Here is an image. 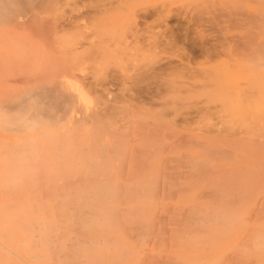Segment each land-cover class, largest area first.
<instances>
[{
    "label": "rangeland",
    "instance_id": "obj_1",
    "mask_svg": "<svg viewBox=\"0 0 264 264\" xmlns=\"http://www.w3.org/2000/svg\"><path fill=\"white\" fill-rule=\"evenodd\" d=\"M0 11V264H264V0H0ZM170 33L178 40L169 46ZM57 35L63 46L60 40L56 49ZM54 51L74 59L53 62ZM152 68L158 98L139 99L135 80ZM75 84L83 86L81 106L100 104V116L86 109L83 119L66 123L72 112L63 96ZM31 93L39 101L36 126L29 122ZM41 134L48 152L33 158L29 138ZM144 149L151 157L140 163ZM99 157L108 169L98 167ZM138 162L148 169L139 172ZM87 167L95 180L96 173L84 178ZM94 193V224L56 241L63 234L55 228L56 199ZM107 207L113 221L101 212Z\"/></svg>",
    "mask_w": 264,
    "mask_h": 264
},
{
    "label": "bare ground",
    "instance_id": "obj_2",
    "mask_svg": "<svg viewBox=\"0 0 264 264\" xmlns=\"http://www.w3.org/2000/svg\"><path fill=\"white\" fill-rule=\"evenodd\" d=\"M20 1H21V0H20ZM196 3H197V2H196ZM3 6H4V5H3ZM188 6H190V5H188ZM192 6H193V5H192ZM4 7H5V6H4ZM1 9H2V8H1ZM3 9H4V8H3ZM190 10H191V8H190ZM222 10H223V9H222ZM0 12H1V11H0ZM10 12H11V11H10ZM217 12H218V11H217ZM235 12H236V11H235ZM235 12H234V13H235ZM217 14H218L219 16H222V15L224 16V14H221V15H220V13H217ZM236 14H237V16H238V15H240V12H239V14H238V12H236ZM251 14H252V13H251ZM251 14H250V15H251ZM1 15H2V14H1ZM215 16H216V15H215ZM223 16H222V17H223ZM243 16H244V15H243ZM216 17H217V16H216ZM216 17H215V20H216ZM230 17H231V16H230ZM232 17H233V16H232ZM255 17H256V16H255ZM223 18H224V17H223ZM236 18H238V17H236ZM236 18H235V19H236ZM253 18H254V17H253L252 15L249 16V17H247V19H251V20L249 21L250 23H251V21H252ZM217 19H218V22H219V20H221V19H219V18H217ZM237 20H238V19H237ZM257 20H258V19H257ZM221 21H223V20H221ZM230 21H232V20L230 19ZM191 22H192V21H191ZM204 22H205V21H204ZM256 22H257V21H256ZM256 22H255V23H256ZM235 23H236V24H239V23L235 22V20H234V25H235ZM252 23H254V19H253ZM257 23H258V22H257ZM212 24H213V22H212ZM215 24L217 25V22H216ZM210 25H211V23H210ZM213 25H214V24H213ZM213 25H212V26H213ZM218 25H220V24H218ZM252 25H254V24H252ZM256 25H257V24H256ZM202 26H203V25H202ZM254 26H255V25H254ZM217 27H218V26H217ZM178 28H179V27H178ZM212 28H213V27H212ZM218 28H219V27H218ZM186 29H187V28H186ZM42 30H43V28H42ZM37 31H39V30H37ZM57 32H58V33H57ZM57 32L54 33V34L56 35V34H59V33H60L61 36H62V33H61L60 31H57ZM170 32H171V31H170ZM38 34H39V33H38ZM60 34H59V35H60ZM174 34H175V33H174ZM174 34H173V33H170V34H169V37L167 36V37H168V38H167V42H166L167 45H168V43H169V46H170V42H172L171 40L176 39V38H173V37H175V35H176V34H175V35H174ZM183 34H185V35L183 36V37H184L183 39H187V38L189 37V33H188V32L183 33ZM217 34H218V32H217ZM59 35L54 36L55 38H53V40H54V44H55V48H56V49L59 48V47H58V44H60V43H61L62 46H63V43H62L63 40H64L63 38L66 37V36H64V37L62 36V39H63V40H62V39L58 38ZM177 35H178V34H177ZM223 35H224V34H223ZM61 36H60V37H61ZM44 38H45V37H44ZM180 38H181V37H180ZM180 38H179V40H182V39H180ZM216 38H218V37H216ZM220 38H221V37H220ZM49 39H50V37H49ZM49 39H48V42L50 43ZM190 39H191V41H192V38H190ZM226 39L228 40L229 38H226ZM42 40H43V39H42ZM44 40H45V39H44ZM60 40H61V42L59 43ZM177 40H178V39H177ZM177 40L175 41V43H177ZM187 40H188V39H187ZM220 40H223V41H221L220 43L226 41V40H224V39H222V38H221ZM230 40H231V39H230ZM64 41H65V40H64ZM69 41H70V40H69ZM72 41L74 42V40H71V42H72ZM173 41H174V40H173ZM233 41H234V39H233ZM43 42H44V41H43ZM45 42H46V44H48L47 41H45ZM45 42H44V43H45ZM226 42H227V41H226ZM74 43H75V42H74ZM74 43H72V44H74ZM105 43H106V42H105ZM122 43H123V41H122ZM172 43H173V42H172ZM175 43H173V44L175 45ZM178 43H179V42H178ZM214 43H216V42H214ZM217 43H218V41H217ZM227 43H228V42H227ZM227 43H226V44H227ZM65 44H66V43H65ZM75 44H77V43H75ZM75 44H74V45H75ZM85 44H86V43H85ZM117 44H118V43H117ZM188 44H189V43H188ZM188 44H187V45H188ZM224 44H225V43H224ZM44 45H45V44H44ZM70 45H71V43H70ZM77 45H78V44H77ZM89 45H91V44H89ZM120 45H121V44H120ZM191 45H192V44H190V46H191ZM59 46H60V45H59ZM64 46H65V45H64ZM78 46H79V47H80V46H83V44H80V45H78ZM109 46H110V45H107V47H109ZM169 46H168V47H169ZM215 46H216V45H215ZM220 46H225V45L220 44ZM234 46H235V44H233V47H234ZM65 47H66V46H65ZM69 47H70V46H69ZM69 47H68V48H69ZM79 47H77L78 50L80 49ZM99 47H102V45L99 46ZM174 47H175V46H174ZM235 47L237 48V46H235ZM47 48H48V47H47ZM50 48H51V47H50ZM71 48H72V47H71ZM71 48H70V49H71ZM103 48H104V47H103ZM109 48H110V47H109ZM109 48H108V49H109ZM170 48H171V47H170ZM172 48H173V47H172ZM172 48H171V49H172ZM191 48H193V47H191ZM216 48H217V47H216ZM226 49H228V48H226ZM260 49H261V48H260ZM50 50L52 51V49H50ZM61 50H62V48H61ZM78 50H77V52H75V51H76V48L73 47V50H71V55L73 54L72 52H75V54H76V53L79 54V53H78ZM105 50H106V49H105ZM105 50H103V52H104ZM233 50H234V49L232 48V51H233ZM45 51H46V50H45ZM58 51H59V49H58ZM63 51H64V50H63ZM259 51H260V50H259ZM67 52H68V51H67ZM67 52H65V56H63V55H64V54H63L64 52H63V53H62V51H61V53L59 52V54H60V55H59L60 58L62 59V57H63L64 61H65V59H66V60H67V59L70 60V59L67 57V56H69L70 53H68V55H66ZM103 52H102V53H103ZM45 53H46V52H45ZM102 53H101V54H102ZM221 53H222V52H221ZM232 53H233V52H232ZM47 54H48V53H47ZM54 54H55V51H54ZM57 54H58V52L54 55L55 57H53V58H54V61H53V62H55V60H56V61H61V59H59V58L57 59V57H56ZM62 54H63V55H62ZM77 54H76V55L73 54L72 56H74V58H76V57L78 56ZM98 54H100V52H99ZM51 55H52V54H51ZM61 55H62V57H61ZM71 55H70L69 57H71V59H74V58H72ZM75 56H76V57H75ZM100 56H101V55H100ZM262 57H263V56H261V58H262ZM51 58H52V57H51ZM53 58H52V59H53ZM55 58H56V59H55ZM77 58H78V57H77ZM101 58H102V56H101ZM63 59H62V60H63ZM75 60H76V59H75ZM95 60H96V59H95ZM51 61H52V60H51ZM263 61H264V59H263ZM261 62H262V60H261ZM263 63H264V62H263ZM167 65H168V64H167ZM167 65H166V66H167ZM168 66H169V65H168ZM163 68H164V67H163ZM157 70H158V68H154V69L152 68V69H150L149 74H150V72H151V74L148 75V76H146V77L143 76L142 78L140 77L141 75H140L139 73L137 74V76L140 75V76H139L140 78H137V80H135L136 78L134 79L135 82H136V83H135V84H136V91H135V94H137L136 96L139 95L137 98L140 99V95L142 94V96H143L145 93L149 94L151 97H155V96L157 97V96L159 95V93H160V86H159V84H158L157 82H155L156 79H155V81H154L155 75L157 76V74H156V71H157ZM160 70H161V69H160ZM165 70H166V69H165ZM39 71H40V70H39ZM146 72H147V71H146ZM171 72H172V71H171ZM35 73H37V72H35ZM140 73H141V72H140ZM40 74H41V73H40ZM141 74H142V73H141ZM144 75H145V74H144ZM153 75H154V76H153ZM167 75H168V73H167ZM169 75H171V74H169ZM169 75H168V76H169ZM172 75H173V74H172ZM137 76H136V77H137ZM35 77H36V76H35ZM37 77H39V75H37ZM156 78H157V77H156ZM157 79H158V78H157ZM206 80H207V79H206ZM157 81H158V80H157ZM213 81H214V80H213ZM71 82H72V81H71ZM168 83H169V81H168ZM168 83H166V85H167ZM177 83H178V82H177ZM56 84H57V83H56ZM171 84H172V83H171ZM171 84H168V86H170ZM175 84H176V83H173V85H175ZM70 85H71V84H70ZM193 85H194V84H193ZM188 86H190V85H188ZM56 87H57V86H56ZM74 87H75V89H74L72 92L66 94V96H65V95H64V96H63V95L60 96V97L63 96V97L65 98V103H64L62 100H61V101H60V100H57L58 98H57L56 100H57L59 103H61V104H59V103L55 100L56 103H58L57 106L55 105L57 108H58V107H59V109L62 108V106H63L62 103H64V105H66L65 107H67L66 109L69 108V110L72 112L71 115H69V116L67 117L66 123H68V121H72V123H75V122L77 123L78 120L83 119V118L85 117L83 112H84L86 109L91 110V113L94 112V113H96V115H98V113H99L98 116H100V113H101L100 110H102L101 108H104V107H101V108H100V107H99L100 104H99L98 106L93 107V108H89V107L87 108V106L85 107V106H83V105L81 106V104H80V100H81V98L79 97V96H80V95H79V92H80L79 90H80V89L82 90L81 87H83V86L79 87V86H77V85L75 84ZM165 87H166V86H165ZM176 87H178V86H176ZM176 87H175V88H176ZM33 88H34V87H33ZM35 88H36V87H35ZM42 88H44V87H42ZM169 88H170V87H169ZM178 88H179V87H178ZM45 89H46V88H45ZM45 89H44V90H45ZM70 89H71V88H70ZM47 90H48V89H47ZM169 90H170V89H169ZM169 90H166V91L169 92ZM173 90H174V87H173ZM173 90H172V92L175 91V90H174V91H173ZM32 91H33V90H32ZM45 91H46V90H45ZM75 91H76L77 93H76ZM50 92H51V91H50ZM52 92H53V90H52ZM33 93H34V92H33ZM33 93H31V95H30V97L33 96V97H32L33 99H31V100H32V103H34V102H36V103L38 102V103H39V101H34V100H36V96H37V95L34 97ZM40 93H41V92H39V94H40ZM57 93H58V89H57ZM57 93H56L55 98L58 97V96H57ZM143 93H144V94H143ZM165 93H166V92H165ZM40 95H41V94H40ZM42 95H43V94H42ZM58 95H60V93H59ZM132 95H133V94H132ZM145 95H146V94H145ZM134 96H135V95H134ZM147 96H148V95H146V97H147ZM176 96H177V95H176ZM63 97H62V98H63ZM28 98H29V97H28ZM42 98H43V96H42ZM42 98H41V99H42ZM131 98H132V97H130V99H131ZM134 98H135V97H134ZM137 98H136L135 100H137ZM157 98H158V97H157ZM161 98H162V97H161ZM44 99H45V98H44ZM127 99H129V97H128ZM174 99H175V98H174ZM176 99H178V98H176ZM20 100H22V98H21ZM29 100H30V98H29ZM37 100H38V99H37ZM131 100H134V99H131ZM16 101H19V99H18V100L16 99ZM27 101H28V100H27ZM40 101H41V100H40ZM51 101H52V100H51ZM51 101H50V102H51ZM139 101H141V100H139ZM148 101H149V100H148ZM151 101H152V99L150 100V103H151ZM178 101H179V100H178ZM30 102H31V101H30ZM41 102H42V101H41ZM41 102H40V103H41ZM46 102H47V101H46ZM48 102H49V101H48ZM153 102H154V101H152V103H153ZM163 102H165V101H163ZM163 102H162V103H163ZM173 102H174V100H173ZM16 103H17V102H16ZM36 103L32 104V105H34V106H31V109H30V110L33 109V112H34L35 114L33 113V114L31 115V114H30L31 112L29 113V115H31L30 118H29V119H30L29 122L32 123L31 126H36V124H37L36 122H39V121H38V116H37V115H38L37 113L39 112V111H38V110H39V108H38L39 106L37 107V104H36ZM43 103L45 104V101H44ZM135 103H137V101H136ZM138 103H139V102H138ZM138 103H137V104H138ZM141 103H142V101H141ZM148 103H149V102H148ZM152 103H151V104H152ZM155 103H156V102H155ZM162 103H160L161 106H160V104H159L160 107H163V106H164V103H163V105H162ZM175 103H177L176 105L180 104V103H178L177 101H176ZM13 104H15V103L13 102ZM22 104H25V103H22ZM29 104L31 105V103H29ZM44 104H43V105H44ZM49 104H52V103H49ZM146 104H147V103H144V105L147 106L148 109H149V106L151 107L150 111L153 110V109H152V108H153L152 105H153L154 103H153L152 105H151V104L146 105ZM26 105H27V104H26ZM30 105H29V107H30ZM35 105H36V106H35ZM46 105H47V103H46ZM59 105H61V106H59ZM131 105H132V103H131ZM139 105H140V103H139ZM141 105H143V104H141ZM165 105H167V104L165 103ZM47 106H48V105H47ZM47 106H46V107H47ZM51 106H52V105H51ZM51 106L49 105L48 107H51ZM132 106H134V105H132ZM157 106H158L157 104H156V106H155V104H154V109H156ZM52 107H53V109L55 108L54 106H52ZM52 107H51V108H52ZM164 107H165V106H164ZM178 107H180V106L178 105ZM24 108H26V107H24ZM42 108H43V107H42ZM57 108H55V109L57 110ZM131 108L133 109L134 107H131ZM22 109H23V105H22ZM45 109H46V108H45V106H44V111H43V112H45V111L47 110V109H46V110H45ZM59 109H58V110H59ZM64 109H65V108H64ZM134 109L136 110V107H135ZM148 109H147V110H148ZM28 110H29V108H28ZM42 110H43V109H42ZM50 110H51V109H50ZM58 110H57V111H58ZM12 111H14V110H12ZM25 111H26V110H25ZM25 111H24V112H25ZM54 111H55V110H54ZM64 111H65V110H63V112H64ZM150 111H149V112H150ZM58 112H59V111H58ZM85 112H86V111H85ZM136 112L138 113V111H136ZM147 112H148V111H147ZM60 113H61V112H60ZM91 113H89V114L87 113V117H88V115H91ZM133 113H134V112H133ZM62 114H63V113H62ZM16 115H17V114H16ZM41 115H42V112H41ZM51 115H52V114H51ZM22 116H23V115H22ZM59 116H61V115H59ZM93 116H94V115H91V117H93ZM142 116H143V115H142ZM3 117H4V116H3ZM52 117H53V116H52ZM89 117H90V116H89ZM91 117H90V119H91ZM14 118H15V117H14ZM26 118H27V117H26ZM130 118H131V117H130ZM11 119H12V118H11ZM44 119H45V116H44ZM52 119H53V118H52ZM52 119H51V120H52ZM58 119H59V117H58ZM87 119H88V118H87ZM87 119H86V120H87ZM95 119H96V118H95ZM9 120H10V119H9ZM13 120H16V118L13 119ZM39 120H40V119H39ZM60 120H61V119H60ZM141 120H143V119H141ZM41 121H42V120H41ZM53 121H54V120H53ZM91 121H92V119H91ZM91 121H90V122H91ZM136 121H137V120H136ZM20 122H21V121H20ZM48 122H50V121H48ZM85 122H86V121H85ZM97 122H98V121H97ZM129 122H130V120H129ZM143 122L145 123V120H143ZM40 123H41V122H40ZM127 123H128V122H127ZM137 123H138V121H137ZM15 124H17V123H15ZM21 124H22V122H21ZM38 124H39V123H38ZM82 124H83V123H82ZM86 124H87V123H86ZM100 125H101V124H100ZM128 125H130V124H128ZM137 125H138V124H137ZM16 126H17V125H16ZM52 126H53V125H52ZM83 127H84V126H83ZM121 128H122V127H121ZM83 129H85V128H83ZM71 130H74V129H71ZM54 132H55V131H54ZM56 132H57V130H56ZM56 132H55V133H56ZM83 132H84V131H83ZM58 133H59V132H58ZM68 133H69V132H68ZM56 134H57V133H56ZM70 134H73V131H71ZM70 134L65 135V136H66V137H67V136H70ZM87 134H88V132H87ZM90 134H91V133H90ZM41 135H42V134H41ZM45 135H46V134H45ZM45 135H44V134L42 135V139H41V140H40V138H37L36 136H32V135L30 136V138H29V143L27 142L28 145H29V148H28L27 150H28V153H29L30 155H31L32 153H33V154H34V153H39V154H40V152H41L42 149L45 150V144H44V136H45ZM84 135H85V133H84ZM88 135H89V134H88ZM145 135H146V134H145ZM149 135H150V134H149ZM160 135H164V134H160ZM59 136H60V135H59ZM89 136H90V135H89ZM89 136H88V137H89ZM39 137H40V136H39ZM57 137H58V134H57ZM66 137H65V139H64L63 142H66V140H68L69 137H68L67 139H66ZM72 137H73V136H72ZM72 137H70L69 139H71ZM82 137H83V135H82ZM112 137H113V136H112ZM112 137H111V138H112ZM114 137H115V136H114ZM114 137H113V138H114ZM125 137H126V136H125ZM146 137H147V136H146ZM153 137H154V136H153ZM153 137H151V138H153ZM115 138H117V137H115ZM141 138H142V137H141ZM57 139L59 140V138H57ZM80 139H81V138H80ZM94 139H95V138H94ZM154 139H159V140L162 141V136H161V138H160L159 135H158V138H154ZM163 140H165V139L163 138ZM78 141H79V140H78ZM91 141H93V139H92ZM91 141H90V142H91ZM63 142H62V143H63ZM60 143H61V142H60ZM66 143H67V142H66ZM120 143H121V142H120ZM165 143H166V141H165ZM107 144H108V143L106 142V146H107ZM62 145H63V144H61V146H62ZM64 145H65V143H64ZM74 145H75V144H74ZM87 145H88V144H87ZM87 145H86V146H87ZM113 145H114V146H113L112 148H115V147H116V143H114ZM118 145H119V144H118ZM35 146H37V148H36V151L34 152L33 149L35 150V148H34ZM72 146H73V145H72ZM106 146H105V147H106ZM108 146H109V145H108ZM12 147H14V146H12ZM63 147H64V146H63ZM63 147H62V148H63ZM73 147H74V146H73ZM90 147H91V148H90ZM118 147H119V146H118ZM118 147H116V148H118ZM144 147H145V149H146L147 147H150V142H149V144L147 143L146 146L144 145ZM17 148L20 149L19 147H17ZM87 148H89L90 150L87 149ZM87 148H85V150H84V149H83V150L85 151V153H90V151L92 150L93 147H92V145H90L89 147L87 146ZM112 148L110 147L111 150H112ZM151 148H152V146L149 148L150 151H152ZM55 149H57V148H55ZM103 149H104V148H102V149H100V150H101V151H104L105 149H104V150H103ZM110 149H109V150H110ZM145 149H144L145 152H143V153H139V154H138V156L140 157V159H138V160H140V163H142L141 161H143V163H144V160H145V162H146V161L149 159V157H151V155H149V154H151V152L148 154V153H146L147 151L149 152V150H147L148 148L146 149L147 151H146ZM160 149H161V148H160ZM83 150H81V151H83ZM100 150H99V151H100ZM106 150H108V148H107ZM153 150H154V149H153ZM13 151H14V150H13ZM54 151H55V150H54ZM81 151H80V152H81ZM86 151H87V152H86ZM94 151H95V150H94ZM113 151H114V150H113ZM115 151H118V150L116 149ZM115 151H114V152H115ZM120 151H121V150H120ZM134 151H136V150H134ZM139 151H140V150H139ZM14 152L16 153V151H14ZM14 152H11V153H14ZM21 152H22V151H21ZM45 152H48V151L45 150ZM104 152H105V151H104ZM108 152H109V151H107V153H108ZM66 153H68V152H66ZM101 153L103 154V152H100V154H101ZM110 153H112V152H110ZM145 153H146V155H148V156H146ZM29 154H28V155H29ZM44 154H45V153H44ZM108 154H109V153H108ZM108 154H107V155H108ZM115 154H116V153H115ZM143 154H144L145 157H143ZM154 154H155V153H154ZM55 155H56V154H55ZM79 155H81V153H80ZM82 155H83V153H82ZM113 155H114V153H113ZM116 155H117V154H116ZM31 156H32V155H31ZM36 156H37V155H36ZM57 156H58V155H57ZM88 156H89V155H88ZM90 156H91V154H90ZM138 156H137V158H138ZM11 157H12V156H11ZM32 157L34 158V156H32ZM32 157H31V158H32ZM39 157H40V155H39ZM72 157H74V156H72ZM78 157H79V156H78ZM78 157H77V158H78ZM101 157H102V155H101ZM108 157H109V155L107 156V158H108ZM114 157H115V156H114ZM147 157H148V159H147ZM29 158H30V157H29ZM33 158H32V159H33ZM36 158H37V157H36ZM58 158H59V157H58ZM86 158H88V157H86ZM105 158H106V157H105ZM142 158H143V159H142ZM32 159L29 160V162L32 161ZM71 159H72V158H71ZM99 159H100V157H99ZM146 159H147V160H146ZM60 160H63V161L61 162L62 164H64V165L67 164V162H66L67 160H66L65 158H60ZM64 160H66V161H64ZM79 160H80V158L77 159V161H79ZM100 160H101L102 163L99 162ZM100 160L98 161L99 165L97 164L98 167L100 166V168H101V167L103 168L102 164H104V165H106L105 167H107V169H108V165H107L108 162H107V161H106V162L104 161V163H103V161H102L103 159H100ZM171 160L174 161L175 159H171ZM112 161H113V160H112ZM10 162H11V161H10ZM65 162H66V164H65ZM113 162H114L113 164L115 165V162H117V161H113ZM174 162H175V161H174ZM177 162H179V161H177ZM138 163H139V162H138ZM138 163H136V164H138ZM140 163H139V164H140ZM6 164L8 165L9 163H6ZM35 164H36V163H35ZM76 164H77V163H76ZM79 164H80V161H79ZM89 164H90V163H89ZM95 164H96V162L92 163L93 166L91 165L90 167L94 168V167H95ZM110 164H111V163H110ZM10 165H11V164H9L8 166H10ZM97 165H96V166H97ZM114 165H113V166H114ZM116 165H118V162H117ZM140 165H141V164H140ZM145 165H146V163H145ZM147 165H148V164H147ZM111 166H112V165H111ZM141 166H144V165H141ZM11 167H12V166H11ZM64 167H65V166H64ZM81 167H82V166H81ZM81 167H80V168H81ZM137 167H138V166H137ZM148 167H149V166H148ZM148 167H147V166L141 167V168L138 169V171L140 172V170L143 169V168H147V169H148ZM172 167H173V166H172ZM78 168H79V166H78ZM78 168H77V171H78ZM95 168H97V167H95ZM100 168H98V169H96V170L98 171ZM102 168H101V169H102ZM112 168H113V167H112ZM165 168L167 169L168 166L165 167ZM174 168H175V167H174ZM9 169H10V167H9ZM14 169H15V168H14ZM64 169H65V168H64ZM88 169H89V170H88ZM90 169H91V168L87 167V170H86V171H87V172H88V171L91 172L92 169H91V170H90ZM117 169H118V168H117ZM147 169H146V171H147ZM94 170H95V169H93V171H94ZM113 170H114V169H113ZM143 170H144V169H143ZM11 171H13V170L11 169ZM16 171H17V170H16ZM69 171H70V169H69ZM93 171H92L91 173H89L87 176H84V178H85V177H89L90 175H91V177H92V174L96 173V172L93 173ZM102 171H103V169H102ZM107 171H108V170H106V168H105L104 172L107 173V176L109 175V176L106 177V178H110V176H112V175H110ZM18 172H19V171H18ZM74 172H76V171H74ZM78 172H79V171H78ZM84 172H85V171H84ZM54 173L56 174V172H54ZM69 173H70V172H68V174H69ZM115 173H116V174H115ZM115 173H114V176L117 177L116 175H117L118 173L116 172V170H115ZM75 174H76V173H75ZM86 174H87V173L85 172V175H86ZM97 175H98L97 173H96V175H94V179H93V180H95V177H96ZM66 176H67V175H66ZM66 176H65V177H66ZM105 176H106V175H105ZM163 176H164V175H163ZM67 177H68V176H67ZM147 177H148V176H147ZM68 178H69V177H68ZM76 178H77V177H76ZM76 178H75V179H76ZM84 178H83V179H84ZM77 179H79V178H77ZM86 179H88V178H86ZM86 179H85V181H86ZM91 179H92V178H91ZM101 179H102V178H101ZM108 180H109V179H108ZM89 181H90V178L88 179V182H89ZM106 181H107V180H105V183H106ZM109 181H110V180H109ZM150 181H151V180H150ZM150 181H149V177H148L147 182H146V181H145V182H146L147 184L150 185V184H151ZM69 182H70V181H69ZM88 182H87V184H88ZM67 183H68V181H67ZM82 183H84V182H82ZM107 183H108V181H107ZM60 184H61V182H58V186H60ZM101 184H102V183H101ZM108 184H109V183H108ZM95 185H96V184H95ZM105 185H106V184H105ZM105 185L103 184V187H104ZM109 185H110V184H109ZM109 185H108V186H109ZM132 185H133V184H132ZM115 186H116V185H115ZM145 186H146V185H145ZM99 187H100V186H99ZM110 187H111V186H110ZM135 187H136V185H135ZM148 187H150V186H146L145 189H147ZM84 188L86 189L85 186H84ZM96 188L99 189L98 187H96ZM101 188H102V185H101ZM101 188H100V189H101ZM97 189L94 190V191L96 192ZM104 189H105V188H104ZM113 189L115 190V188H113ZM63 190H64V189H63ZM71 190L73 191V192L70 193V194L72 195V194L74 193V190H73V189H71ZM92 190H93V189H92ZM117 190H118V189H117ZM132 190H133V189H132ZM138 190H139V189H138ZM138 190L136 189V191H137V193H138L137 195L140 196L141 194H139V193H140L141 188H140L139 191H138ZM142 190L144 191V189H142ZM147 190H148V189H147ZM56 191H57V189H56ZM69 191H70V190H69ZM149 191H150V189H149ZM82 192H84V191H83V188H82ZM58 193H59V192H58ZM63 193H64V192H63ZM86 193H87V194H89V193L91 194L92 192H86ZM102 193L105 194V192H102ZM106 193H107V192H106ZM111 193H112V192H111ZM145 193H146V192H145ZM147 193H148V191H147ZM94 194H95V197H97L98 194H97V193H94ZM100 194H101V193H100ZM127 194H128V193H127ZM127 194H126V196L128 197ZM59 195H60V194H59ZM59 195H58V196H59ZM73 195H74V194H73ZM108 195H109V194H108ZM133 195H135V194L132 193V199H133V197H134ZM147 195H148V194H147ZM150 195H151V193H150ZM60 196H61V195H60ZM102 196H103V195L101 194V197H102ZM138 196H137V197H138ZM143 196H144V195H143ZM61 197H62V196H61ZM81 197L83 198V196H81ZM103 197H104V196H103ZM112 197H113V196H112ZM140 197H142V195H141ZM55 198H56V197H55ZM62 198H63V197H62ZM82 198H78L77 200L74 199V198H71V197L68 198V199L66 198V199H64V200H62L61 198H57V199H56V207H55V212H56V213H55V215H56L55 228L58 229V228L61 227L62 230H63V231H62L63 234H59L60 232H58L59 236L57 235V238L60 237V238H58L59 240L56 239V241H59V243H60V239H61V237L63 238L62 235L65 236V235L71 233L72 231L77 230L78 228L82 227L86 222H90V224H94V222H95V218H94V216L97 215V214L99 213L98 210H97L98 208H95V207H94V204L100 202V200H98V199H100V197H99V195H98L97 198H92V197H91L90 199H86V198H87V197H86L84 200H82ZM88 198H89V197H88ZM104 198H105V197H104ZM105 199H107V198H105ZM111 199H113V198H111ZM111 199H110V200H111ZM132 199H131V200H132ZM134 199H135V198H134ZM142 199H143V198H142ZM144 199H145V198H144ZM108 200H109V199H108ZM87 201L89 202V205H87V204L85 203V204H86L85 206H78V207H77V206H74L75 204H78V203L80 204V203H84V202H87ZM112 201L114 202V200H112ZM146 201H147V202H146ZM146 201H145L146 204L149 203V202H148L149 200L146 199ZM104 203H105V202H104ZM79 204H78V205H79ZM112 204H113V203H112ZM54 205H55V204H54ZM98 206H99V205H98ZM100 206H101V205H100ZM102 207H103V205L101 206V208H102ZM99 211H101V209H100ZM103 211H104V213H103ZM101 212H102V214H104V215H108L107 218L110 217V218H108V219H111L112 221H113L112 217H116V212H115V211L113 212L112 209L109 210L108 207H107V209H104V210H102ZM129 213H130V212H129ZM130 214H131V213H130ZM132 214H134L133 211H132ZM135 214H136V213H135ZM138 214H139V212H138ZM138 214H137V215H138ZM109 215H110V216H109ZM139 215H140V214H139ZM97 217H98V216H97ZM134 217H135V216H134ZM96 222H97V221H96ZM90 224H89V225H90ZM113 224H114V223H113ZM105 227H106V226H105ZM61 228H60V229H61ZM110 228H112V227H110ZM45 229H46V228H45ZM60 229H59V230H60ZM146 230H148V229L146 228ZM146 230H145V231H146ZM45 231H46V230H45ZM102 231H103V232H104V231L106 232V231H108V230H107V229H106V230H103V229H102ZM75 232H76V231H75ZM75 232H74V234L77 235ZM105 232H104V233H105ZM109 232L111 233L110 230H109ZM42 234H43V233H42ZM82 234H83V233H82ZM82 234H81V235H82ZM84 234H85V232H84ZM84 234H83V235H84ZM106 234H108V233H106ZM93 235H94V234H93ZM41 236H44V234L41 235ZM79 236H80V235H79ZM76 237H77V236H76ZM110 237H111V236H110ZM43 239H44V238H43ZM70 240H71V239H70ZM38 241H39V240H38ZM72 241H73V240H72ZM72 241H71V242H72ZM35 242H36V241H35ZM39 242H41V240H40ZM75 242H76V243H79L77 240H76ZM41 243H42V242H41ZM52 243L55 245L56 242L53 241ZM57 243H58V242H57ZM57 243H56V244H57ZM59 243H58V244H59ZM39 244H40V243H39ZM69 244H70V246H68V248H67V246H66L67 250H64V251H63V254H62V257H63V258H62V259H65V258H64V252H65V251H67V255H68V252H69V250H70L69 248H71V245H72L71 243H69ZM69 244H67V245H69ZM42 245H43V243H42ZM42 245H41V246H42ZM39 246H40V245H39ZM39 246H37V248H38ZM55 247H56V245H55ZM109 247H110V246H109ZM66 248H65V249H66ZM68 249H69V250H68ZM77 249H78V248H77ZM55 250H56V248L54 249V251H55ZM54 251H53V252H54ZM75 251H76V250H75ZM78 251H79V250H78ZM109 251H110V250H109ZM120 251H121V249H120ZM53 252H51V254H52L53 256H52V255H51V256L49 255L50 259H53V258L55 257V254H56L57 250L55 251V254H53ZM84 252H85V251H84ZM65 254H66V252H65ZM87 254H88V252H87ZM57 255H58V254H57ZM73 255H74V254H73ZM107 255H109L108 252H107ZM75 256H76V255H75ZM84 256H85V255H84ZM87 257H88V255H87ZM57 258H58V257H57ZM70 258H71V257H70ZM62 259H60V260H62ZM67 259H68V258H67ZM102 259H103V258H102ZM38 260H39V259H38ZM40 260H42V259H40ZM60 260H58V261L61 262ZM103 260H105V259H103ZM76 261H77V260H76ZM114 261H115V260H114ZM42 262H43V260H42ZM42 262H41V263H42ZM50 262L53 264V260L50 261ZM63 262H64V261H62V263H63ZM70 262H71V261H70ZM77 262H78V261H77ZM90 262L92 263V261H90ZM51 263H49V264H51ZM62 263H60V264H62ZM71 263H72V262H71ZM93 263H94V262H93ZM42 264H44V263H42ZM67 264H69V263H67ZM95 264H96V263H95Z\"/></svg>",
    "mask_w": 264,
    "mask_h": 264
}]
</instances>
